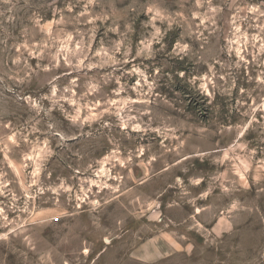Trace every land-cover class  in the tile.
I'll return each instance as SVG.
<instances>
[{"label":"rangeland","instance_id":"374dc122","mask_svg":"<svg viewBox=\"0 0 264 264\" xmlns=\"http://www.w3.org/2000/svg\"><path fill=\"white\" fill-rule=\"evenodd\" d=\"M264 264V0H0V264Z\"/></svg>","mask_w":264,"mask_h":264},{"label":"crops","instance_id":"0c3cea01","mask_svg":"<svg viewBox=\"0 0 264 264\" xmlns=\"http://www.w3.org/2000/svg\"><path fill=\"white\" fill-rule=\"evenodd\" d=\"M193 247L191 239L182 240L172 231L159 230L137 243L121 264H172L185 255L193 259Z\"/></svg>","mask_w":264,"mask_h":264}]
</instances>
